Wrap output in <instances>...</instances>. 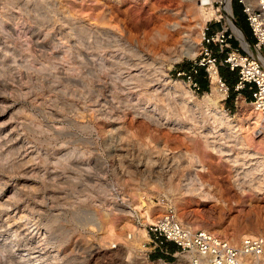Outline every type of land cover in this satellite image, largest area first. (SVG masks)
Instances as JSON below:
<instances>
[{"label":"rangeland","instance_id":"rangeland-1","mask_svg":"<svg viewBox=\"0 0 264 264\" xmlns=\"http://www.w3.org/2000/svg\"><path fill=\"white\" fill-rule=\"evenodd\" d=\"M195 1L0 0V247H12L6 256L0 248L7 257L0 264H163L156 254L144 261L129 242L167 206L185 226L233 243L264 237V194L234 186L242 151L231 148L240 159L232 169L190 135L135 116L124 106L129 91L92 74L104 57L119 67L120 56L109 54L118 46L131 69L155 79L162 70L168 87L181 83L169 91V106L158 103L171 118L175 110L182 116L186 91L196 102L214 100L207 76L197 90L184 72L201 58L197 25L204 23ZM244 95L231 90L223 101L235 122L241 104L253 110ZM111 110L123 120L103 115ZM243 125V132L252 128ZM192 153L203 161L199 180L216 201L165 193L170 180L195 170ZM183 257L165 262L187 264Z\"/></svg>","mask_w":264,"mask_h":264},{"label":"bare ground","instance_id":"bare-ground-1","mask_svg":"<svg viewBox=\"0 0 264 264\" xmlns=\"http://www.w3.org/2000/svg\"><path fill=\"white\" fill-rule=\"evenodd\" d=\"M206 2V0H196L194 3L195 11L199 14L203 23L208 21V19L213 16L212 9L206 11V9L203 8V5ZM250 2H252V0H250ZM226 10L229 11V0H226ZM197 27L201 32L203 28L201 23L198 24ZM232 30L242 39L243 46L247 49V44L244 42L245 40L242 33H240L233 25ZM113 47L114 53H108L110 56H120L119 60L116 59V62H118L116 65L119 67H116L113 63H109L108 59H105V57L101 58L98 67L92 71L94 77L106 75L107 77H110L111 87L114 90L129 91L132 94V97H129V100L124 102V106L131 110L135 116H141L143 119L153 125H156L157 127L165 126L172 132L190 135L196 139L205 150L209 151L211 155L219 157L220 160H223L226 164L230 165L232 169L236 170L240 163V159L233 154L231 148H236L237 150L239 149L242 151L241 154H243L245 160L242 162V172L238 173L236 175V179L234 180L235 188L241 194H245L247 191H250L253 194H264V120H262L254 110L248 112L244 105L241 104L239 113H241L242 120L235 122L223 107L225 96L218 90L216 75H212L211 92L214 95V100L210 99L209 96H206L201 102H196L193 100L191 93L186 91L188 98L183 99L180 103L182 116H179V113L175 110L173 113L176 116L175 118H171L169 113L166 112L167 110H163V108L160 110L158 103L169 106L171 97V93L169 91L177 92L181 83L175 82L172 86L168 87V78L166 73L162 72V70L160 74L156 75L155 79L145 73L143 69H131V67H128L130 60L124 57L123 54L120 55L118 46ZM133 53V55L139 58L140 61L147 62V59H145V56L142 55L141 52L133 51ZM195 55L196 53L192 54L191 57H195ZM125 66L126 68L124 69ZM152 101H154L155 104H152ZM143 105H145V107H143ZM112 112L113 111L111 110L103 115H105V117L109 120H123V115H118L116 118H113ZM244 123L245 125L247 124L248 127L252 126V128H248L247 131L243 132L242 128ZM187 160L189 166L192 164V166L195 167V170L187 173L184 176L185 178L177 183L172 180L168 182L165 193H168L167 196H169V199L176 195L180 197L191 196L204 202L216 201L214 196H212L210 192L205 189V185L199 180L198 173H203L205 171V167L200 156L196 153H192L187 156ZM3 192L4 188L1 189L0 194L2 195ZM1 199L2 197H0V201ZM147 217L149 218V221H151L148 213ZM190 223L191 222H187L186 225V227L192 225L190 226L191 228L188 227L189 229L197 228L204 230L203 227L197 225L195 226V224ZM146 240L147 233L144 226L136 228V231L134 232V235H132L131 241L129 242V250L134 248L133 250L135 251H141L139 243L141 241V243H144ZM0 248L5 256L11 254L12 247ZM5 256H1V258L3 257V261L7 258ZM183 258L185 261L187 260L186 262H188L191 255L186 254ZM18 259L22 262L27 261V258H24L22 255L18 256ZM5 262H7V259Z\"/></svg>","mask_w":264,"mask_h":264},{"label":"built area","instance_id":"built-area-1","mask_svg":"<svg viewBox=\"0 0 264 264\" xmlns=\"http://www.w3.org/2000/svg\"><path fill=\"white\" fill-rule=\"evenodd\" d=\"M206 1L203 8L206 11L212 9L213 16L200 32L201 58L197 66L204 69L210 81L211 76L216 75V84L225 96L224 101L229 97L230 88L219 70L225 68L235 73L234 92L237 95L247 93L251 108L264 120V0H234L241 7L252 38L250 43L243 36L247 49L232 30V25L239 28L232 0H229V11L226 0ZM191 71L195 74V67ZM188 78L198 90V84L192 77ZM145 230L147 240L140 253L147 262L155 254L158 262L163 264H171L165 262L166 258L190 254L187 264H264V237L248 235L239 243H233L206 230L189 229L182 224L172 206L165 207Z\"/></svg>","mask_w":264,"mask_h":264},{"label":"trees","instance_id":"trees-1","mask_svg":"<svg viewBox=\"0 0 264 264\" xmlns=\"http://www.w3.org/2000/svg\"><path fill=\"white\" fill-rule=\"evenodd\" d=\"M236 7H239L238 11L236 10L237 9ZM232 9H233V13H234L235 17L237 18L238 27L243 31V33H245L244 32V28L242 26V21L245 23L247 28H248V26H247V24L245 22L244 15L241 12V7L234 1L233 4H232ZM250 43H252V41ZM194 67H195V70H196L195 74H193L192 71H191V69L194 68ZM189 68H191V69H184L185 70L184 72L187 74L186 76L187 77H192L195 83H197V84L200 83L201 84V79L206 77L204 69L202 67H198L197 65H191V67H189ZM219 73H220L221 77L228 84V86L230 88V91L232 90L234 92L233 86H234V84L236 82V74L233 73V72L228 71L225 68H223V69L220 68ZM202 87L206 88V86H204V85ZM242 94H245L244 95L245 98L249 101V98H250L249 95L247 93H242Z\"/></svg>","mask_w":264,"mask_h":264},{"label":"water","instance_id":"water-1","mask_svg":"<svg viewBox=\"0 0 264 264\" xmlns=\"http://www.w3.org/2000/svg\"><path fill=\"white\" fill-rule=\"evenodd\" d=\"M238 30L241 32L240 28H238ZM242 33V32H241Z\"/></svg>","mask_w":264,"mask_h":264}]
</instances>
